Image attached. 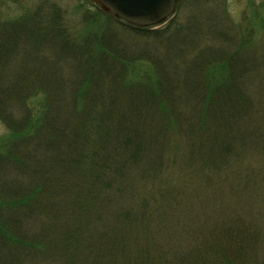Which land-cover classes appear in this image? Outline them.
I'll use <instances>...</instances> for the list:
<instances>
[{
    "label": "trees",
    "instance_id": "obj_1",
    "mask_svg": "<svg viewBox=\"0 0 264 264\" xmlns=\"http://www.w3.org/2000/svg\"><path fill=\"white\" fill-rule=\"evenodd\" d=\"M17 11L13 19L0 14V123L10 133L0 140V264H252L254 249L264 243L253 224L241 232L240 220L236 229L219 215L202 222L209 228L179 229L136 195L140 186L168 178L169 167L161 169L157 159L142 164L159 146L152 143L168 140V133H177L190 149L194 137L210 133L198 130L215 127L211 139L220 143L208 146L201 159L192 146L189 156L214 172L225 163L218 154L245 151L250 137L242 126L251 124L252 103L231 99L250 88L251 70H260L251 59L231 62L243 47L230 54L234 46L226 45L227 57L218 51L196 74L195 59L206 56L186 43L182 50L199 55L189 61L183 54L179 68L163 72L164 82L158 77L139 83L129 75L130 65L157 60L128 61L133 49L125 46L113 56L98 36L86 40L84 51L75 48L66 15L53 4ZM124 25L141 35L153 32ZM172 37L185 42L176 30ZM97 53L103 63L95 66ZM65 68L71 70L66 76ZM150 109L156 118L151 121Z\"/></svg>",
    "mask_w": 264,
    "mask_h": 264
},
{
    "label": "rangeland",
    "instance_id": "obj_2",
    "mask_svg": "<svg viewBox=\"0 0 264 264\" xmlns=\"http://www.w3.org/2000/svg\"><path fill=\"white\" fill-rule=\"evenodd\" d=\"M41 3L53 4L64 11L67 26L76 41V43L71 42L72 46L75 44V48L84 51L87 48L84 46L87 43L86 40L93 41L98 36L99 39L107 43L111 51L109 54L113 56L116 55L115 52L123 50L125 46L129 50L133 49L128 55L130 58L126 59L128 61L139 56L149 61L156 62L157 60L158 65L157 62L154 64L144 61L130 65L131 70L133 69L136 73L128 68L129 75H136L139 83H146L148 80L153 83L152 81L158 77L164 82L163 72L171 74V70L179 68L180 57L183 54L189 61L199 55V51L205 54V58L195 59V65H192V70L197 74L198 70L205 68V62L217 57V53L222 51L220 57L223 56L222 59L227 57L225 55L226 45L229 46L232 43V47L234 46L230 54L237 51V48L240 50V45L243 47L244 50L241 51V54L230 57H233L232 60H234L231 62L242 63L244 60L251 59L250 61L257 63L256 67H259L260 70L259 74L258 71L254 73L251 70L249 75L251 80H248L250 88H244L243 91L241 89L239 98L231 99L232 102L237 103H248L249 101L250 104L252 103V110L247 114L251 124L242 126V130L249 129L246 132H248L247 137H250L245 151L242 149L243 152L236 154V151L229 148L228 158L218 154L219 160L225 163L217 172H214L212 169H205V166L201 165L199 161L193 162L189 156H191L192 146L193 154L201 159L200 155L209 150L208 146L214 147L220 143L212 142L211 139L215 127L214 130L212 127L210 130H198L210 131V133H204L206 136H202L200 139L198 136L194 137L191 141L194 145L190 149L186 140L177 133H168V140L161 139L160 142L155 140L152 143H159L158 148L153 149L151 154L146 153L142 162V164L148 165L157 159L161 169L169 167L164 172L168 178L161 182L153 181L144 187L140 186L136 195L139 200L140 198H146L147 201L149 199L151 206L161 215L167 216L165 218L167 222L170 217L174 221L175 227L179 229L188 227L194 230L205 226L209 228L202 222L213 221L210 217L225 215L226 217H224L229 220L232 226L237 225V223L233 224L237 220L242 222L241 232L246 229L250 231V224H253L255 228L261 230L262 237H264V0H182L172 22L152 29L153 32L159 29H168V32L145 33L146 35L132 32L125 27L123 22L107 20L98 15L99 10L96 9V5L88 0H0V14L6 19H13L18 15V9L24 8L33 11ZM96 17H99L100 20ZM175 30L183 35L184 43L178 44L179 38L172 37ZM186 43H190L194 48L198 47L197 54L193 50H182L184 44L186 48ZM133 53L134 55L131 56ZM97 57L95 66L103 63L102 57L98 53ZM107 58L112 60L111 56ZM161 59H168L172 64L170 65L166 61L160 63ZM115 63L119 67H123L122 63ZM111 66L109 63L108 68ZM117 70L118 68L113 65L112 73L116 74ZM65 71L66 76L71 70L65 68ZM119 71L122 72V69L120 68ZM185 73L182 72V75ZM71 76H75L73 72L69 77ZM69 77L66 80L69 81ZM193 77L195 84L197 80H195V76ZM246 81H242V87ZM238 85L241 87L240 84ZM243 113L245 114L246 111L242 112V116ZM195 115L198 117L197 114ZM148 116H150V121L156 119L154 118V109H150ZM193 123L196 124L194 121ZM151 130L154 132L155 128L152 127ZM170 131L176 130L171 129ZM4 135L10 137L8 130L0 123V140L4 138ZM146 137H149V133L146 134ZM202 140H205L206 143L198 145ZM165 147L167 149L164 152L163 161L159 156L162 155V150ZM237 155L240 157H236ZM189 161L190 164L187 166ZM136 179L143 180L142 178ZM238 188L240 190H237ZM170 213H173L172 216ZM235 227L239 228L238 225ZM260 230L255 229L254 231ZM255 234L260 236L258 232ZM257 242L253 243L254 247L257 246ZM262 244H258L254 249L256 253L252 254L250 258L252 264H264V243Z\"/></svg>",
    "mask_w": 264,
    "mask_h": 264
},
{
    "label": "water",
    "instance_id": "obj_3",
    "mask_svg": "<svg viewBox=\"0 0 264 264\" xmlns=\"http://www.w3.org/2000/svg\"><path fill=\"white\" fill-rule=\"evenodd\" d=\"M106 11L134 25L161 23L175 11L178 0H96Z\"/></svg>",
    "mask_w": 264,
    "mask_h": 264
}]
</instances>
